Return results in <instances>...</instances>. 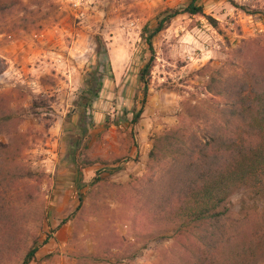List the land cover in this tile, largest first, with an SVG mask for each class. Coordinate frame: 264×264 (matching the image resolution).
<instances>
[{
  "label": "rangeland",
  "instance_id": "1",
  "mask_svg": "<svg viewBox=\"0 0 264 264\" xmlns=\"http://www.w3.org/2000/svg\"><path fill=\"white\" fill-rule=\"evenodd\" d=\"M232 1L240 8L200 0L204 16L181 15L153 39L144 96L142 31L191 0H0V264L32 248L31 264L179 263L191 237L149 236L182 146L218 118L225 83L264 74V0ZM97 69L103 88L84 116ZM74 157L92 165L77 172ZM244 198L232 197L234 214Z\"/></svg>",
  "mask_w": 264,
  "mask_h": 264
},
{
  "label": "trees",
  "instance_id": "2",
  "mask_svg": "<svg viewBox=\"0 0 264 264\" xmlns=\"http://www.w3.org/2000/svg\"><path fill=\"white\" fill-rule=\"evenodd\" d=\"M199 2L191 0L185 9H166L156 17L153 28L144 27L142 38L151 53L139 76L144 96L155 62L153 39L181 15L204 16ZM228 2L240 8L232 0ZM6 9L0 5V14ZM208 20L218 28L216 21ZM98 47L99 53L106 54L100 41ZM4 72L5 63L0 59V75ZM98 72L84 80L86 94L80 105L84 116L103 88L105 76ZM225 86L224 98L220 93L213 95L222 101L216 106L218 118L188 137L163 194L166 204H161L159 213L151 218L157 230L151 238L167 234L181 240L191 237L189 250L178 264H258L264 260V74L258 73L247 82L233 77ZM140 115H133L132 125L138 123ZM84 120L80 118V126L85 125ZM81 132L84 135L86 130ZM74 164L77 172L92 165L80 157H74ZM240 193L245 198L234 214L231 199ZM251 218L256 225L245 244L240 236L244 229L248 231ZM37 252V248L30 249L22 264H31Z\"/></svg>",
  "mask_w": 264,
  "mask_h": 264
},
{
  "label": "built area",
  "instance_id": "3",
  "mask_svg": "<svg viewBox=\"0 0 264 264\" xmlns=\"http://www.w3.org/2000/svg\"><path fill=\"white\" fill-rule=\"evenodd\" d=\"M70 2L75 9H80L82 6L87 4L88 0H70Z\"/></svg>",
  "mask_w": 264,
  "mask_h": 264
}]
</instances>
